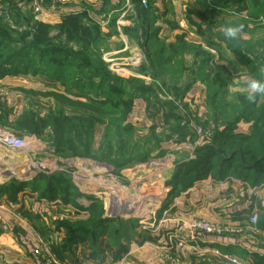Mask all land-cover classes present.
Returning a JSON list of instances; mask_svg holds the SVG:
<instances>
[{
    "label": "trees",
    "instance_id": "16d2710c",
    "mask_svg": "<svg viewBox=\"0 0 264 264\" xmlns=\"http://www.w3.org/2000/svg\"><path fill=\"white\" fill-rule=\"evenodd\" d=\"M3 2L9 4L5 6L11 12L15 28L0 16V79L17 75L40 77L46 88L20 89L27 100L38 96L46 99L44 113L32 102L11 118L13 109L0 102V125L9 128L15 136H34L63 157L94 158L121 169L147 160L154 151L153 146L140 150L133 140L131 133L135 126L130 120L134 117L135 100L148 101L150 96L154 97V104L166 109L165 119L174 118L178 123L181 117L174 102L160 100L157 94H152L161 89L167 97L172 95L174 101L182 103L194 85L201 82L208 88L207 116L218 128L211 142L196 150L195 157L177 165L170 184L187 189L209 175L217 182L236 178L255 187L264 184V96L249 103L245 95L239 94L234 103L221 107L222 111L218 103L234 75L230 66L235 59L230 54L246 60L251 78L264 66V37L256 39L252 34L255 29L264 28V0H190L185 16L202 38L199 43L188 41L183 34L172 42L162 39L159 28L151 30L152 21L156 20L152 6L143 8L139 0H134L140 23L147 25L142 36L146 57L142 71L160 79L158 86L146 85L141 78L126 79L110 72L102 49L107 37L101 23L91 16L89 6L64 14L60 23L50 24L36 20L27 4L14 0ZM103 2L102 13L106 7L115 6L110 0ZM249 21L255 24L253 29L249 28ZM229 22L244 25L237 40L223 35V27ZM124 33L128 35L129 31L125 29ZM154 38L162 40H158L160 45L156 49ZM190 53L193 58L187 65L186 56ZM147 67L156 72L150 74ZM184 74L186 80L180 82ZM171 81L173 85L169 84ZM240 123H247L250 128L236 132ZM99 127H103V132L96 145ZM27 188L36 192L38 198L72 205L88 217L85 221L54 220L56 231L65 232L52 247L61 260L75 258L74 248L80 242L87 244L83 251L86 259L103 262L107 258L120 260L133 242L143 244L154 240L151 235L138 234L140 239L128 237L125 230L109 229V232L106 229L110 224L133 219L105 216L100 199L82 195L74 183L57 176L30 180L12 177L0 184V199L16 202L19 193ZM82 198L88 203L84 204ZM256 228L264 230V213ZM254 256L255 264H264V256Z\"/></svg>",
    "mask_w": 264,
    "mask_h": 264
},
{
    "label": "crops",
    "instance_id": "0c3cea01",
    "mask_svg": "<svg viewBox=\"0 0 264 264\" xmlns=\"http://www.w3.org/2000/svg\"><path fill=\"white\" fill-rule=\"evenodd\" d=\"M149 1L153 5V16L156 17L152 25L159 28V37L172 42L177 35L183 34L188 41L197 43L202 41L185 16V4L189 0ZM118 2L119 0H110L113 5ZM51 3V0H47L46 11L38 19L56 24L61 21L64 14L80 11L85 6H89L93 14L101 19L104 2L103 0H68L66 4H58L54 7ZM28 77L27 75L8 76L0 79V86L18 87L17 91L21 93V88L29 89L23 85ZM246 77L245 80L240 79V82H246L249 79L248 75ZM196 90V86L190 90L185 102L190 104L195 97L191 105L197 104V109L201 113L204 110L201 106L202 98L195 95ZM16 95L7 101L9 107L13 109L11 118L23 110L22 103L17 102L20 96L17 99ZM147 105L148 101L144 98L136 99L135 113L140 112L141 116H146ZM243 125L250 127L249 124L240 123L241 127ZM3 128L9 129L0 125V137L7 134L2 130ZM9 131L12 133L10 129ZM241 131L247 130L241 129ZM3 141L4 137L0 138V184L8 181L10 177L20 180L32 179L27 178L33 177V174L27 163H24L26 155L12 151ZM174 157L177 161L183 162L193 157V153L183 154L182 158H177L174 154ZM12 158L14 165L9 162ZM19 166L22 168L19 169ZM173 166L174 162L170 163V167ZM9 167L18 169L15 175H11ZM128 171L129 169L125 174H128ZM157 201L161 204L163 200L158 198ZM72 209L75 211L72 205H65L58 200L38 198V194L29 188L19 193L16 202L1 198L0 264H41L34 254V248L40 246L53 250V244L60 242L64 235L63 232L56 231L53 222L63 216L62 213L77 215ZM253 213H257L259 217L264 213V184L255 187L242 183L236 178L215 182L208 176L195 181L191 187L180 192L170 202L168 208L159 216V228L154 232L153 241H145L143 244L133 242L129 252L118 261H111L109 258L103 262L89 260L86 259V254L80 251L81 249L75 253V258L70 256L66 261L72 264H227L223 256L211 253V250L221 252L227 250L223 253L236 255L248 264H255L257 258L255 259L254 255L264 256V230L255 226L256 233H250L249 217ZM194 218H202L227 227H240L241 230L221 235L192 231L188 226Z\"/></svg>",
    "mask_w": 264,
    "mask_h": 264
},
{
    "label": "rangeland",
    "instance_id": "374dc122",
    "mask_svg": "<svg viewBox=\"0 0 264 264\" xmlns=\"http://www.w3.org/2000/svg\"><path fill=\"white\" fill-rule=\"evenodd\" d=\"M139 1L143 8H148L150 5L153 6L149 0H147L148 7H145L141 0ZM189 3L190 0L185 4V13L187 12ZM8 5L9 4H6V6ZM231 8L232 9L228 10L229 12L235 7L233 6ZM106 11L101 14V19L96 17L93 14V11H91V15L95 20L101 23V28L107 37V42L103 41L104 43H102V49L103 60L109 65L108 68L110 72L126 79L130 77L141 78L146 85L157 84L158 86V84H160L159 82H161L160 79L157 80L145 71V73L142 71V65H145L144 63L146 62L145 53L143 51V43L145 42V39L142 36L144 34L143 29L147 25H143L144 22L140 23V18L136 14L134 0H119L114 7H106ZM0 16L3 17L12 28H15L10 11H8L7 14H2ZM34 17L36 19L39 15ZM102 18L105 21L102 22ZM258 23L259 22H257V24ZM113 24L114 27H112ZM254 26L255 24L253 21H249V28L253 29ZM119 27L121 28L119 29ZM155 28L156 27L153 25L151 26V30H154ZM125 29L129 31L130 35L124 33ZM252 34L256 39L264 37V28L255 29ZM242 36L247 38L249 35ZM110 38L111 40L109 41ZM158 40L160 39L154 38L152 41L155 43V49L157 45H160V41H162ZM230 56L235 59V63L230 66L234 75L224 89L223 95L218 99L221 111L223 110L221 107H224L226 103H234L239 94L245 95L244 88L246 82H240V79H247L246 75H248L249 72L248 64L245 59H243V61L240 56L234 57L233 54H230ZM192 58V53L186 56L187 65L190 64ZM147 68L149 69V67ZM149 71L150 74H154L155 69H149ZM248 77L251 78L249 75ZM25 80L27 81H25L23 85L26 88L36 90L46 89L45 84L40 77L29 76L28 79ZM185 80L186 75L184 74L182 75L180 82H185ZM169 84L173 85V81ZM195 86L197 89L195 95L201 96L202 98L201 106H203L204 110L201 113L197 109V104L191 105L195 100V97H193L190 104H187L185 101L182 103L181 101L176 102L172 99V95L167 97L164 92L160 91L161 89H159V91L157 89V92L155 90L152 95L155 96V94H157L160 100L173 101L179 112L178 114L181 117L180 122H174V118L166 120L164 117L166 109L162 106L155 105V98L151 96L148 100L150 106L146 111L147 115L141 116L140 112L134 113L135 116L130 120L131 124L135 126L134 131L131 133L133 135V140L138 143L140 150L144 148L146 150L147 147L150 148L153 146L154 151L151 152L152 156L147 160L132 163L130 166L127 165L121 169L113 168L108 165V163L98 161L94 158L63 157L62 155L56 154L46 143L34 136H24L23 138H20L22 144L16 147L14 141L11 139H18V137L12 135L9 129L5 130V128H3L2 130L7 134L5 136L2 135L0 138L4 137L3 143L12 151L17 152L18 154L24 153L26 155L27 158L24 163H27V167L32 170V178L46 179L50 176H57L60 180L67 179L79 188L82 195H89L94 197V199H100L105 216L118 218V216L124 215V218H127V216L131 215L130 217L133 220L130 222L124 221L110 224L106 229L109 232H111L109 229H115L125 230L128 237L135 236L136 238H139L140 236L146 237V235L153 236L155 235L154 232L159 228V216L169 206H166V204L169 203L170 199H174L173 196L176 197L180 192L186 189L176 187L175 184L172 185L169 182L172 173L180 163L175 159L174 154L177 158H182L183 154L185 155L192 152L193 157H195L196 150L200 146L210 143L218 128V124L210 120L207 116L208 88L201 82H198L194 87ZM0 87H3L10 92L11 98L16 94L17 99L20 96V99H18L17 102L22 103L21 108H23V110L29 107L30 103L33 102L40 107L43 113L46 112V99H41L38 96L34 99L27 100L26 98H23L22 93L17 91L18 87ZM263 100L261 99L260 101ZM0 102L8 104V102L3 99H0ZM158 107L160 109H157ZM191 120L199 126L209 128L212 131L213 136L205 139L199 134H196L188 123ZM247 128L249 129L250 127L246 125H243L242 127L238 126L236 132L241 129L248 130ZM102 132L103 127H99L96 135V145L100 141ZM169 145L172 147L170 148ZM169 160L174 162L173 169L170 167V163L172 162H169ZM13 161L14 158L9 162L14 165ZM159 166H161V168ZM20 168L22 167L19 166V169ZM10 169L11 170L9 171L11 175H15V172L18 170L14 168ZM127 169H129L128 174H125ZM171 169L173 172L170 175ZM209 176L211 177V175ZM242 183H244V181H242ZM158 198L163 200L161 204L157 201ZM81 200L84 204L88 203L83 198ZM164 206H166L165 209L163 208ZM72 211L78 214L73 215L69 213L68 215H65L61 212L63 218L71 221H85L88 218L85 214L76 211V209L75 211L72 209ZM61 232L62 231H60V233ZM64 236L65 235H63V237ZM85 248H87V244L80 242L76 245L74 250L75 253L78 249H81L80 251L83 252ZM234 256L236 258L238 257L236 255Z\"/></svg>",
    "mask_w": 264,
    "mask_h": 264
},
{
    "label": "built area",
    "instance_id": "2783aa9c",
    "mask_svg": "<svg viewBox=\"0 0 264 264\" xmlns=\"http://www.w3.org/2000/svg\"><path fill=\"white\" fill-rule=\"evenodd\" d=\"M16 2H21L22 4H27L28 7L31 9L32 13L35 16H40L46 11L47 8V0H14ZM52 7L60 4H66L68 0H51ZM145 7H148L147 0H141ZM9 9L5 6V3L0 0V15L7 14ZM11 98V94L8 90L3 87H0V99L5 101H9ZM192 127V130L199 134L201 137L205 139L211 138L213 136L212 131L209 128H204L199 126L194 121L188 122ZM14 141L16 147L22 144V140L18 139H11ZM10 141V140H9ZM10 143V142H9ZM59 219H64L63 216H60ZM1 221V216H0ZM249 221L251 223L250 233H256L255 225L258 222V214L253 213L249 217ZM190 230L198 231L204 234H226L227 232H235L236 230H241L240 227H227L221 224L210 222L202 218H194L189 226ZM211 253H214L217 256H223L226 260L227 264H248L246 261L236 258L233 255L222 253L220 250H211ZM34 254L39 258L41 264H72L70 262L64 261L59 259L52 251L49 249L41 248L40 246L34 248Z\"/></svg>",
    "mask_w": 264,
    "mask_h": 264
},
{
    "label": "clouds",
    "instance_id": "9594fccd",
    "mask_svg": "<svg viewBox=\"0 0 264 264\" xmlns=\"http://www.w3.org/2000/svg\"><path fill=\"white\" fill-rule=\"evenodd\" d=\"M244 25L229 22L223 27V35L226 39L237 40L240 37ZM244 94L249 103H254L258 97L264 96V66L258 69L256 77L246 81Z\"/></svg>",
    "mask_w": 264,
    "mask_h": 264
},
{
    "label": "water",
    "instance_id": "95a60500",
    "mask_svg": "<svg viewBox=\"0 0 264 264\" xmlns=\"http://www.w3.org/2000/svg\"><path fill=\"white\" fill-rule=\"evenodd\" d=\"M27 178H32V177H27ZM130 216H131V215L127 216V218H128V217H130ZM121 217H124V215H123V216H121Z\"/></svg>",
    "mask_w": 264,
    "mask_h": 264
}]
</instances>
